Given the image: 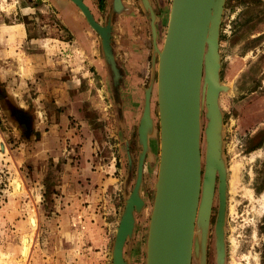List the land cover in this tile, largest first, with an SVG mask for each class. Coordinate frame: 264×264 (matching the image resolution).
<instances>
[{
	"label": "rangeland",
	"instance_id": "374dc122",
	"mask_svg": "<svg viewBox=\"0 0 264 264\" xmlns=\"http://www.w3.org/2000/svg\"><path fill=\"white\" fill-rule=\"evenodd\" d=\"M83 1L100 30L71 0H0V77L27 79L29 87H36L37 79L43 78L45 87H39L48 90L38 98L43 91H7L9 101L23 111L15 119H25L24 113H29L38 120L36 133L7 121V105L0 101V264H111L125 216L132 219L124 247L125 264H133L135 251L138 263L146 257L149 228L156 213L157 178L142 174L140 168L136 172V161L125 171L124 142L113 144L114 132L124 130L126 137L132 133L120 119L124 91H107L111 106L105 110V91H81L82 103L99 107L97 111L85 110L83 115L90 121L82 127L74 125L75 120L68 123L62 115L64 124L74 128L67 134L56 125L60 109L53 99L64 87L62 78L67 76L68 81L78 57H86L83 48H74L73 38L63 26L66 14L90 36L91 47L100 43L105 47L107 25L112 22L113 37L119 47L125 46L117 49L122 54L118 61L126 55L124 49L137 44L135 39L140 41L141 36L154 42V61L158 63L157 52L161 61L168 24L163 19L154 24L144 11L143 15L137 0H107L100 11L96 7L100 0ZM173 2L157 0L155 15L172 8ZM210 27L209 22L199 38V50L193 43L190 61L185 53L177 70L180 88L189 94V61L197 87L190 97L189 107H194L191 114L189 109V117L185 115L188 130L198 139L201 169L190 264H264V0H223L212 39ZM138 32L143 34L138 37ZM158 74L151 65L144 79L137 81L156 90ZM130 85L129 78L123 76L119 86ZM151 94L154 121L159 126L158 91ZM172 95L179 105V92L173 90ZM73 114L78 117L77 112ZM73 133L88 137L85 146L77 139L69 142ZM67 155L90 158L97 163L92 164L96 166L92 171H100L102 165L105 172H111L113 167H108L116 163L127 186L119 192L95 190L94 181L90 186L85 181L81 187L75 183L68 186L62 175L61 185L52 182L45 176L48 172L55 177L62 172L67 177L68 166H62ZM71 169L77 176L75 167ZM44 176L47 182L42 181ZM36 180L39 183L33 184ZM84 186L87 193L81 189ZM31 218L35 219L34 228ZM174 226L178 229L175 220Z\"/></svg>",
	"mask_w": 264,
	"mask_h": 264
},
{
	"label": "crops",
	"instance_id": "0c3cea01",
	"mask_svg": "<svg viewBox=\"0 0 264 264\" xmlns=\"http://www.w3.org/2000/svg\"><path fill=\"white\" fill-rule=\"evenodd\" d=\"M137 4L139 5V8H141V12L146 14L145 16H149L151 18L152 22L155 24L156 20H162L163 23L169 24L170 22V15H171V8H167L165 11H163L162 15L156 16V10H157V0H137ZM161 6V5H160ZM36 9L35 7L33 8ZM143 13V15H144ZM109 15V14H108ZM107 15V16H108ZM158 15V14H157ZM65 23L64 28L66 29V32L71 35L73 38V45L74 48H83V52L85 53L84 58L79 59L78 62L75 63L72 67V74L68 76V81H65L67 79V76H64L63 79V89L59 90L57 93V98L53 99V105L56 106V108L60 109L59 115L60 117L56 121V125L58 124V129L60 131H63L64 134H67L71 131V129H74L73 126L65 125L64 120L61 118L62 115H65V119L68 123L75 120L76 123L74 125L82 127V123L90 121L89 116L83 115L85 113L86 109H90L91 111L98 110L99 105L93 104L90 107L86 104V102L82 103V95L81 91H105L104 93V110L105 107L111 106V100L108 97L107 91H124L122 98L120 97V103L119 106L121 107L119 109V106L117 103V108L120 110V119L122 122L126 124V126L130 129L131 135L125 134L124 130H121L120 133L114 132L113 133V144L115 146L120 145V142H124L123 144V152L125 154V157L127 158L128 162L126 163V170H128L129 167H132V161H136V172L137 168L141 169L142 174L144 172H147L150 176L155 175V177L158 179V172L160 167V154H161V131H160V123L159 126H157L156 122L154 121V111H153V92L151 94V91H157L152 90L150 87H144L141 86L137 80H143L144 74L146 72H149V69L151 65H153V69L155 71L159 70V53L157 52L158 56V63L154 61V52L157 50V47L153 44L154 42H146V39L141 36V40L136 37L135 40H137V44H131L128 48L124 49L126 52V55L123 57L122 60L118 61V55H122L121 51H118L121 48H124V44H121L122 47H119L117 40L113 37V29L110 25L112 22L109 23L110 29L108 31V38L107 43L105 47L98 45L97 47H91L90 45V36L85 32L83 27H81L78 23L75 24L73 19L70 18L67 14L65 15ZM145 17V19H146ZM108 24V22L106 21ZM23 27V30L26 32V26L25 24H21ZM12 27V26H10ZM139 34H143L142 32H138L137 36L139 37ZM127 35H130V33H127ZM133 35V33H132ZM145 36V35H144ZM115 42L117 43V47H115ZM77 49V50H78ZM93 49H96V53H94ZM118 49V50H117ZM110 51V54L109 52ZM37 54V53H35ZM122 57V56H121ZM113 76V78H112ZM123 76L125 78H129L130 85L129 87L122 88L120 87V82L123 79ZM24 81V85L22 84ZM43 78H38L36 82V87H29L27 82V79L21 80L19 77L14 76L11 78L10 76H5L3 79L0 77V100L4 101L7 105L8 110V120H13L17 126H23L29 129V132L34 131L35 133L39 130L37 129L38 120L31 118L30 116H27L28 121L26 122L25 119H19L18 121L15 119L17 115L22 114L23 111L18 109V107H14V103H11L9 101V95L7 91H43V93L39 92L37 94V98L40 97L42 94H46V91H48L46 88H44ZM158 82V77H157ZM65 83L67 84L65 86ZM39 84L44 86L42 88L39 87ZM116 84V87L114 85ZM97 86V88L95 87ZM103 87V88H102ZM52 91V90H50ZM80 91V92H79ZM81 96V97H80ZM118 100V99H117ZM116 100V101H117ZM41 104H43L42 101H40ZM122 102V106H121ZM40 104V105H41ZM125 105V107H123ZM47 111L46 107H44ZM22 111V112H21ZM111 107L107 111L109 115L112 113ZM127 111V114L125 112ZM74 112H77L78 117L73 114ZM90 112V111H89ZM123 113V114H122ZM29 115V113H24ZM105 115V112H104ZM29 117V118H28ZM14 118V119H13ZM111 121L112 119L109 118ZM28 123V124H27ZM46 125H48V121H44ZM110 123V122H109ZM51 124V123H50ZM111 125L112 122H111ZM50 126H53L51 124ZM82 129V128H80ZM115 131V130H114ZM134 137L133 140L131 137ZM31 135L29 136V138ZM84 136L83 133H73L69 139L71 141H78L79 144H82L80 141H84V145L88 140V137ZM91 158L93 156L91 155ZM120 158V157H119ZM66 160V162H64ZM91 159L88 157H68V155L63 159L62 166H68L69 173L67 177L63 176V173H58V176L55 177L53 173L45 174V176H50L52 182L58 183V185H61L63 182L66 183L68 186L71 184H78L80 187L83 185V181H85L87 186L89 183H93L94 181V189L98 190L101 189L103 191H114L119 192V189L122 188V186H127V181L123 180L120 169L116 168L115 164L108 167L111 169L113 167V170L111 172H105L104 167L100 165V171H92V168H96V166L92 167ZM75 167V173L77 176H73V171L71 168ZM57 169H60L57 167ZM130 170V168H129ZM21 172V171H20ZM104 173V174H103ZM137 174V173H136ZM63 178V181H59L61 176ZM42 181L47 182V177ZM78 180L81 181L79 184ZM116 182V183H115ZM39 181L36 180L33 184H38ZM100 186H103L104 189H102ZM86 186L82 187V191L87 193L88 190L85 189ZM169 190H170V183H167V186L165 188L163 202L161 206V211L166 207L168 196H169ZM81 191V192H82ZM84 192V193H85ZM82 194V193H81ZM108 196L105 194V197ZM118 196V194H117ZM116 198V195L114 196ZM105 201V199H104ZM114 201V200H113ZM47 203H42V206H46ZM89 207V206H87ZM127 245V242L125 241L123 247H122V261H124V247ZM138 251H135L131 255V259H133V264H140L137 261L138 255H136ZM146 259V257H145ZM142 260L141 264H146V261ZM112 264V262H111Z\"/></svg>",
	"mask_w": 264,
	"mask_h": 264
},
{
	"label": "water",
	"instance_id": "95a60500",
	"mask_svg": "<svg viewBox=\"0 0 264 264\" xmlns=\"http://www.w3.org/2000/svg\"><path fill=\"white\" fill-rule=\"evenodd\" d=\"M221 3L223 0H174L171 8L167 41L159 63L157 91L162 147L156 183V213L149 228L146 264H190L201 169L198 139L188 130L185 118L186 114L189 117V109L191 114L194 107V105L189 107L190 97L197 89L194 81L196 75L192 73L189 61L191 46L193 43L198 44L196 49L199 50L202 46L199 38L209 22L212 39ZM214 4L217 6L213 17L209 19ZM91 19L89 23L100 30L92 16ZM185 53L189 55L187 65L191 85L190 92L186 95L180 88L177 74L180 64L184 62ZM208 80L212 81L211 74ZM173 90L179 92L181 98L179 105L173 98ZM210 107H213L211 97ZM168 182L170 183L168 201L161 211ZM133 202L137 204L139 200L133 199ZM174 220L178 228L176 230ZM120 232L111 253L112 264H125L122 261V247L127 236L120 240Z\"/></svg>",
	"mask_w": 264,
	"mask_h": 264
},
{
	"label": "bare ground",
	"instance_id": "6f19581e",
	"mask_svg": "<svg viewBox=\"0 0 264 264\" xmlns=\"http://www.w3.org/2000/svg\"><path fill=\"white\" fill-rule=\"evenodd\" d=\"M81 11H82V13L85 15V17L87 18V20H88V22L89 21H92V19H91V16H90V14H89V11L87 10V8L83 5V3L80 1V0H71ZM166 45V44H165ZM15 188L17 189L18 188V185L17 184H15ZM196 214V213H195ZM125 225H124V223H123V228H122V232H121V238H120V240L121 239H123V237H126V235H127V233H128V230H129V227H130V223H131V221H130V218L129 217H127L126 219H125ZM30 225L34 228L35 227V219L34 218H31L30 219ZM25 240V239H24ZM27 240V239H26ZM25 244V243H24ZM23 244V245H24ZM28 244V243H27ZM27 246L26 245H24V247H23V250H22V254H23V256H26L27 255Z\"/></svg>",
	"mask_w": 264,
	"mask_h": 264
},
{
	"label": "flooded vegetation",
	"instance_id": "af4514ba",
	"mask_svg": "<svg viewBox=\"0 0 264 264\" xmlns=\"http://www.w3.org/2000/svg\"><path fill=\"white\" fill-rule=\"evenodd\" d=\"M44 1V0H43ZM81 1H83V0H81ZM106 1L107 0H100L98 3H97V5H96V7H97V9L100 11V7H106ZM84 2V1H83ZM85 3V2H84ZM86 4V3H85ZM84 5V4H83ZM103 5V6H102ZM85 6V5H84ZM87 6V5H86ZM88 8V7H87ZM103 8V9H104ZM88 11H89V9H88ZM89 13H90V15H91V12L89 11ZM112 78H113V76H112ZM0 101H2V100H0ZM4 102V101H3ZM21 110V109H20ZM26 116H25V118H27V116H29V115H27V114H25Z\"/></svg>",
	"mask_w": 264,
	"mask_h": 264
}]
</instances>
